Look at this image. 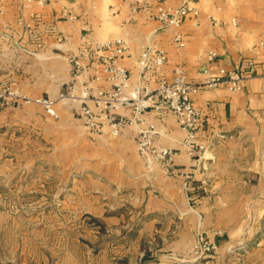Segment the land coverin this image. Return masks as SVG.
I'll use <instances>...</instances> for the list:
<instances>
[{"label":"crops","instance_id":"crops-1","mask_svg":"<svg viewBox=\"0 0 264 264\" xmlns=\"http://www.w3.org/2000/svg\"><path fill=\"white\" fill-rule=\"evenodd\" d=\"M178 5L180 0H167ZM132 0H0V79L31 99L0 109V178H29L16 196L33 211L30 234L21 235L15 264H264V76L244 81L242 89L201 86L192 100L202 113L196 132L201 146L191 154L185 131L167 109L148 110L141 122L112 135L108 125L88 130L66 94L71 57L84 70L75 81L107 89L90 50L94 41L123 37L121 59L135 79L136 59L147 45L166 51L152 83L170 80L180 68L201 83L220 68L247 72L246 60L261 72L264 0H196L199 16L164 27L147 10L133 12ZM214 17L222 24H212ZM235 19L236 24L231 20ZM180 32L184 41L172 39ZM216 56L208 58V51ZM207 73H206V72ZM54 100L55 114L37 102ZM129 115L126 108L118 110ZM139 127L155 130V143L174 151L185 180L138 152ZM15 165L18 170L7 169ZM207 182L202 191L200 180ZM1 194V193H0ZM26 199V200H27ZM19 201H17L18 203ZM20 203V202H19ZM23 222L22 224H25ZM35 227V228H34ZM198 231L216 244L195 259ZM231 247L232 251L227 248Z\"/></svg>","mask_w":264,"mask_h":264},{"label":"built area","instance_id":"built-area-1","mask_svg":"<svg viewBox=\"0 0 264 264\" xmlns=\"http://www.w3.org/2000/svg\"><path fill=\"white\" fill-rule=\"evenodd\" d=\"M37 4H44L46 0H32ZM150 0H132L131 10L138 12L147 10ZM151 12L154 18L164 27H178L189 15L197 20L199 8L196 0H180L178 5H170L167 0H155ZM214 25L222 24L214 17L210 18ZM236 24V20H231ZM173 41L178 46H183L184 41L180 32H175ZM260 47L261 72L256 71V62L252 59L246 60L247 72L226 71L220 68L217 77L207 76L201 83L189 81L180 68L174 70L170 80L159 79L152 83V72L164 65L167 54L162 48L155 45H147L140 51L136 59L135 74L127 69L121 59L128 53V45L123 37L117 36L107 38L103 41H94L90 55L93 66L98 73L93 75L92 80L99 81L103 76L108 82L107 89H93L90 85L76 88L75 81L78 79L84 66L78 57H71V80L66 94L69 105L74 114L81 119L89 131L99 133L102 126L108 125L112 135H118L128 124L141 122L142 115L148 110L171 111L178 125L185 131L184 143L191 154L197 155L201 146L196 142V132L203 120L202 113L194 106L192 97L198 92L201 86L217 87L226 85L230 90L242 89L247 78L257 74L264 76V41H258ZM216 53L208 51V58L213 59ZM31 99L23 95L18 89L11 87L7 82L0 79V109L11 106L29 103ZM46 111L55 114L53 109L54 100L41 98L37 100ZM126 108L129 115L120 114L118 110ZM155 130L152 127H139L136 135V145L139 154L148 162H160L170 174L180 175L185 180L193 178L194 171L178 170L173 162L174 151L168 147L159 145L154 141ZM204 193L207 192V182L200 180ZM216 249V244L208 240L202 231H198L192 247L195 259H201ZM227 250L232 251L231 247Z\"/></svg>","mask_w":264,"mask_h":264},{"label":"rangeland","instance_id":"rangeland-1","mask_svg":"<svg viewBox=\"0 0 264 264\" xmlns=\"http://www.w3.org/2000/svg\"><path fill=\"white\" fill-rule=\"evenodd\" d=\"M7 169L18 170L19 167L12 164L7 165ZM30 183L28 177L0 178V264H15V260L11 259L17 252L21 249L27 251L31 247L29 242L21 243L20 239L21 235L30 234L33 228L29 220L33 211L24 205L25 201H29L28 196H16V185L29 186Z\"/></svg>","mask_w":264,"mask_h":264}]
</instances>
